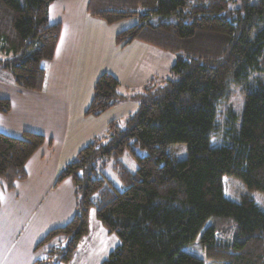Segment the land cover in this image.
Listing matches in <instances>:
<instances>
[{
	"label": "trees",
	"instance_id": "trees-1",
	"mask_svg": "<svg viewBox=\"0 0 264 264\" xmlns=\"http://www.w3.org/2000/svg\"><path fill=\"white\" fill-rule=\"evenodd\" d=\"M55 1L0 0V71L21 90L45 89V63L53 60L62 31L49 17ZM87 11L107 25L135 19L116 33L115 45L141 42L175 54L176 79L147 82L144 93L130 96L140 105L125 126L112 120L103 138L87 143L59 171L55 184L73 181L77 211L37 247L60 237L66 244L48 246L33 264H70L90 233L93 207L107 231L122 240L102 264H264V210L248 194L239 202L227 198L224 181L234 177L264 194L263 84L247 93L233 141L211 145L216 110L230 82L264 72V0H89ZM119 86L114 73H102L85 115L98 117L128 99ZM11 110V100L0 98V115ZM45 141L34 131L15 137L0 130V187L12 189L27 179V163ZM174 144L187 146L185 159L171 154ZM137 147L147 154L139 155ZM126 150L137 160L136 171L121 159ZM105 157L114 159L124 190L95 176ZM197 240L204 258L186 250Z\"/></svg>",
	"mask_w": 264,
	"mask_h": 264
},
{
	"label": "crops",
	"instance_id": "crops-1",
	"mask_svg": "<svg viewBox=\"0 0 264 264\" xmlns=\"http://www.w3.org/2000/svg\"><path fill=\"white\" fill-rule=\"evenodd\" d=\"M88 1L58 0L51 5L50 21L60 22L62 31L53 60L45 63L47 81L42 92L21 90L0 71V98L12 102L11 112L0 115V130L15 137H22L25 131L46 137L27 163V179L16 182L12 189L0 187V264H33L48 246L61 243L60 237L37 247L51 229L68 223L77 211L73 181L67 178L56 185L57 175L81 148L104 134L106 124L118 120L107 113L95 118L84 115L93 93L89 99L82 95V88L93 86L102 73L112 71L106 70L96 52L106 50L107 45L115 48L114 38L121 30L109 32L116 24L107 25L90 16ZM134 43L130 45L141 50L143 67L150 68L147 84L158 76L153 72L160 54L150 45ZM133 64L139 61L134 59ZM104 233L100 228L99 235ZM88 237H92L90 233Z\"/></svg>",
	"mask_w": 264,
	"mask_h": 264
},
{
	"label": "rangeland",
	"instance_id": "rangeland-1",
	"mask_svg": "<svg viewBox=\"0 0 264 264\" xmlns=\"http://www.w3.org/2000/svg\"><path fill=\"white\" fill-rule=\"evenodd\" d=\"M135 23V19L123 20L116 23V25L112 26V28L108 27V30L109 32H112L116 29H125ZM105 36H107V33ZM134 44L128 45L125 48H119L114 42L115 48L113 45H111V48L107 45L106 50L102 49L101 51L96 52V58L101 59L104 62L106 70H112L111 72L119 78V93L128 97L127 100H120L115 107L106 112L107 116H110L111 118L113 116L118 117L121 127L125 126L126 118L129 115L138 111L140 105L139 100L131 99L130 96H135L138 93H144L145 81L148 78L147 71H150V68H144L143 64L140 62L139 57L141 50ZM116 47L118 49H116ZM117 50L119 52L123 51L119 53ZM158 52L160 54V58L157 64L155 60L154 65H156L153 72L155 73L154 75H156V71L158 73V76H155L156 79L154 80L156 85L163 84L168 79H176V77L171 73V67L176 61V55L171 52L160 50H158ZM134 59L139 61L138 65L133 64ZM143 59L146 61L148 57L144 55ZM260 83L264 85V72L251 73L247 79L239 83L230 82L227 88L226 96L223 100H221L216 110L215 127L211 132L212 146L230 144L233 141V138L238 134L241 127L247 93L253 91ZM93 86H84L81 91L82 95L90 99L91 93H93ZM88 103L90 102H87V104ZM107 116L105 115V118H107ZM88 117L95 118L94 116ZM108 124H106L104 134L100 138H103L106 135ZM136 150L141 156L147 154L144 149L137 147ZM169 150L171 154L179 159H185L188 156L187 146L184 144H174L169 148ZM121 159L131 171H136L138 168L137 160L129 150L125 151ZM114 162L115 161L112 157H105L98 160L96 164L95 176L104 178L108 184H111L119 190H124L126 187L118 177V172L114 168ZM224 181L225 195L227 198L239 202L244 195L248 194L255 199V201L264 210L263 193L259 191H249L241 180L234 177H225ZM89 222L90 235L92 237L89 238L88 234L83 239L70 264H102V262L109 257L110 253L122 243L121 238L116 233H109L97 219L96 209L94 207L90 210ZM231 222L233 221L226 220L225 224H229ZM100 228H102L105 232L102 236L99 235ZM234 230L236 229L232 228L228 233L229 237L233 236ZM62 241H64V239H62ZM65 244L66 242L64 241L63 245ZM186 250L204 258V249L199 240ZM44 256L45 253H42L39 258H43ZM205 262L206 264H222L220 262H212L209 260H205Z\"/></svg>",
	"mask_w": 264,
	"mask_h": 264
}]
</instances>
